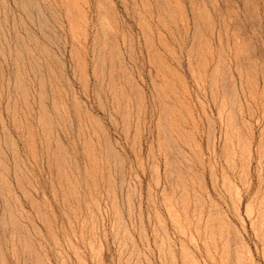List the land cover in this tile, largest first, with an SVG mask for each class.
<instances>
[{"label":"rangeland","instance_id":"obj_1","mask_svg":"<svg viewBox=\"0 0 264 264\" xmlns=\"http://www.w3.org/2000/svg\"><path fill=\"white\" fill-rule=\"evenodd\" d=\"M0 264H264V0H0Z\"/></svg>","mask_w":264,"mask_h":264}]
</instances>
